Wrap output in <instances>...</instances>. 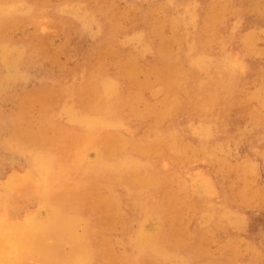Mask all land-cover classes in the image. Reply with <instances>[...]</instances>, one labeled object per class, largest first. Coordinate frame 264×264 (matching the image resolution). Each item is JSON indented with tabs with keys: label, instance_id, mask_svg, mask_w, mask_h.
<instances>
[{
	"label": "rangeland",
	"instance_id": "obj_1",
	"mask_svg": "<svg viewBox=\"0 0 264 264\" xmlns=\"http://www.w3.org/2000/svg\"><path fill=\"white\" fill-rule=\"evenodd\" d=\"M0 140V264H264V0H0Z\"/></svg>",
	"mask_w": 264,
	"mask_h": 264
},
{
	"label": "bare ground",
	"instance_id": "obj_2",
	"mask_svg": "<svg viewBox=\"0 0 264 264\" xmlns=\"http://www.w3.org/2000/svg\"><path fill=\"white\" fill-rule=\"evenodd\" d=\"M152 2V1H151ZM98 24V23H97ZM144 42V41H143ZM149 46V45H148ZM19 81V80H18ZM22 82V81H21ZM75 86V85H74ZM81 88V87H80ZM66 89V88H65ZM56 92V89H54V87L53 88H51V89H47V90H44L41 94H43V95H45V94H54ZM86 91H84V89H83V91L81 92L82 94H84ZM68 93V92H67ZM66 93V94H67ZM71 95V94H70ZM73 95V94H72ZM47 96V95H46ZM73 97V96H72ZM67 99V98H66ZM71 99V98H70ZM73 101V100H72ZM74 102V101H73ZM65 103H67V102H65ZM72 103V102H71ZM26 109V108H25ZM77 111V110H76ZM78 112V111H77ZM26 112H25V110H23L22 111V113L18 116V118H16L15 119V125H25V123H23L24 122V116L26 115L25 114ZM60 114V113H59ZM78 114V113H77ZM80 114V113H79ZM83 114H86V113H83ZM82 114V115H83ZM106 115V114H105ZM107 119V118H106ZM111 120V119H110ZM110 120H108V121H110ZM4 122V121H3ZM5 123V122H4ZM28 126V125H27ZM3 129V128H2ZM20 129V132L17 134V136L19 137V138H21V139H24L25 138V135H27V133L29 132V127H26V128H23V127H21V128H19ZM4 130V129H3ZM22 130V131H21ZM25 133H24V132ZM10 136H11V134H10ZM6 137V136H5ZM8 137V136H7ZM6 137V138H7ZM27 138V137H26ZM2 139H3V137H2ZM11 139V138H10ZM20 139V140H21ZM5 140V139H4ZM16 140V139H15ZM1 141V140H0ZM8 141V140H7ZM17 141V140H16ZM15 141V142H16ZM5 142V141H4ZM9 142V141H8ZM10 142H12V141H10ZM14 142V141H13ZM7 143V142H6ZM78 143V142H77ZM82 143H83V141H82ZM1 144V143H0ZM8 144V143H7ZM26 145V144H25ZM64 145V144H63ZM22 146H24V145H22ZM22 146H20V147H22ZM12 147H10V149H11ZM23 148V147H22ZM25 148H27L28 149V147H25ZM10 149H8V150H10ZM31 149V148H30ZM12 150V149H11ZM15 151H17V149L15 150ZM22 152V151H21ZM80 154V153H79ZM1 155H2V153H1ZM6 156V155H5ZM4 156V157H5ZM9 156V155H8ZM12 156H14V155H12ZM11 157V156H10ZM1 158V157H0ZM6 158V157H5ZM21 158V157H20ZM2 159V158H1ZM4 159V158H3ZM11 160V159H10ZM103 160H105V159H103ZM1 161V160H0ZM21 161V160H20ZM25 161H27V160H25ZM7 162V161H6ZM11 162V161H10ZM9 162V163H10ZM24 161H22V163H23ZM109 162H111V161H109ZM19 163V162H18ZM26 163V162H25ZM8 164V163H7ZM14 164V163H13ZM28 164V163H27ZM5 165V164H4ZM10 165V164H9ZM20 165H21V163H20ZM20 165H18V166H20ZM73 165V164H72ZM2 166H3V164H2ZM64 166V165H63ZM63 166H62V168H63ZM96 166V165H95ZM130 167V166H129ZM4 168V167H3ZM14 168V167H13ZM67 168V167H66ZM126 168V167H125ZM6 169H8V168H6ZM22 169V168H21ZM11 170H15V169H11ZM26 170V169H25ZM107 170V169H106ZM11 172H13V171H11ZM10 172V173H11ZM119 172V171H118ZM31 173V172H30ZM120 173V172H119ZM7 177V176H6ZM32 177V176H31ZM34 177V176H33ZM8 178V177H7ZM60 178V177H59ZM17 180V179H16ZM60 180V179H59ZM2 181V180H1ZM78 181V180H77ZM14 182V181H13ZM60 182H62V181H60ZM82 182V181H81ZM80 183V182H79ZM3 184H4V182H3ZM58 184V183H57ZM69 183H67V185H68ZM85 184H87V183H85ZM15 185V184H14ZM32 185V184H31ZM72 185H73V183H72ZM54 186H56V185H54ZM59 186V185H58ZM80 186H84V185H80ZM1 187H4V186H1ZM14 187V186H13ZM17 187V186H16ZM40 188V187H39ZM3 189V188H2ZM5 189V188H4ZM15 189V188H14ZM80 189V188H79ZM81 189H82V187H81ZM84 189V188H83ZM7 190V189H6ZM40 190V189H39ZM74 190V189H73ZM73 190H71V191H73ZM9 191H11V190H9ZM71 191H69V192H71ZM75 191V190H74ZM77 191H79V190H77ZM8 192V191H7ZM13 192V191H12ZM11 192V193H12ZM57 192V191H56ZM59 192H61V191H59ZM65 193L67 192V191H64ZM6 192H4V193H1L2 195H4ZM37 193H39V192H37ZM54 193V192H53ZM58 193V192H57ZM62 193H63V191H62ZM9 194V193H8ZM69 194V193H68ZM40 195V194H39ZM43 195V194H42ZM64 194H62V196H63ZM5 196V195H4ZM51 196V195H50ZM54 196V195H53ZM68 197V196H67ZM4 198V197H3ZM9 198V197H8ZM10 198H11V196H10ZM52 198V197H51ZM55 198H57V196L55 195ZM1 199V198H0ZM54 199V198H53ZM43 200V199H42ZM57 200H60V199H57ZM52 201V200H51ZM50 201V202H51ZM55 201V200H54ZM76 201H77V199H76ZM61 203V202H60ZM63 203H65V202H63ZM29 204V203H28ZM9 205H10V203H9ZM7 206V205H6ZM56 206V205H55ZM1 207V206H0ZM57 207V206H56ZM142 207V206H141ZM7 208H8V206H7ZM12 208V207H11ZM4 209V208H3ZM36 209V208H35ZM143 210V209H142ZM4 211V210H3ZM61 212V211H60ZM62 213V212H61ZM4 214H6V213H4ZM72 215V214H71ZM5 216V215H4ZM69 216V215H68ZM76 216V215H75ZM2 218H3V216H1ZM76 217H79V216H76ZM64 218V217H63ZM69 218V217H68ZM6 219V218H5ZM3 220V219H2ZM3 222V221H2ZM7 222V221H6ZM18 222V221H17ZM22 222H23V220H22ZM75 222V221H74ZM78 222H79V220H78ZM85 222V221H84ZM86 222H87V220H86ZM16 223V222H15ZM24 223H25V220H24ZM23 223V224H24ZM60 223V222H59ZM9 224V223H8ZM12 223H10V227L9 228H12V230L14 229L13 228V226H15L14 225V223H13V225H11ZM19 224H21L20 222H19ZM87 224V223H86ZM22 225V224H21ZM67 225V224H66ZM88 225V224H87ZM1 226V225H0ZM2 226H3V224H2ZM57 226V225H56ZM63 226V225H62ZM18 227H19V225H18ZM49 226H48V224L47 225H44V224H42L41 226H37V225H35V223H31L29 226H28V228H27V230H26V233H27V235H29V234H36V233H39V230H43V229H47ZM53 227V226H52ZM59 227H60V225H59ZM69 227V226H68ZM3 228H5V226L3 227ZM9 228H7V229H9ZM19 228H21V227H19ZM23 228V227H22ZM62 228V227H61ZM67 228V227H66ZM88 228V227H87ZM1 229V228H0ZM7 229H5V230H7ZM57 229V228H56ZM12 230H10V231H12ZM64 230V229H63ZM68 230H69V228H68ZM4 231V230H3ZM52 231V230H51ZM65 231V230H64ZM19 232V231H18ZM66 232H68L67 230H66ZM44 233V232H43ZM42 233V234H43ZM69 233V232H68ZM85 233V232H84ZM18 234H20V233H18ZM41 235V234H40ZM81 235V234H80ZM39 235L37 234L36 235V237H38ZM85 236H86V234H85ZM40 237V236H39ZM39 237H38V239H39ZM41 237H43V236H41ZM44 237H46V236H44ZM61 237V236H60ZM81 237V236H80ZM6 238H7V236H6ZM11 238V237H10ZM13 238V237H12ZM52 238V237H51ZM40 239H42V238H40ZM61 239H63V238H61ZM85 239V238H84ZM9 241H11L10 239H8ZM8 240H7V243H9L8 242ZM13 240V239H12ZM49 240V239H48ZM55 240V239H54ZM15 241V240H14ZM20 241V240H19ZM18 241V242H19ZM25 241V240H24ZM35 239H34V243H35ZM45 241V240H44ZM73 241H75V240H73ZM85 241V240H84ZM22 242L23 241H21V242H19L18 244L16 243V241H15V245L14 246H16V244H17V246H19L20 247V245L22 246ZM39 242V241H38ZM52 242V241H51ZM56 242H57V244H58V242L59 241H56L55 240V244H56ZM63 242V241H62ZM86 242V241H85ZM6 243V244H7ZM10 243V244H11ZM25 243H26V241H25ZM41 243H44V242H42L41 241ZM45 243H48V242H45ZM64 243H66V242H64ZM75 243H76V241H75ZM83 243V242H82ZM88 243V242H87ZM86 243V244H87ZM10 244H8V247H11V246H9ZM39 244V243H38ZM51 244V243H50ZM50 244H49V246H50ZM77 244V243H76ZM40 245H42V244H40ZM39 245V249H41L42 250V248H40L41 246ZM69 245V244H68ZM44 246H46V245H44ZM48 246V245H47ZM52 246V245H51ZM70 246H71V244H70ZM35 247V246H34ZM33 247V248H34ZM42 247H43V245H42ZM80 247H81V244H80ZM87 247V246H86ZM13 247H11V250L12 251H14L13 249H15V248H13ZM17 248V247H16ZM36 248H38V247H36ZM65 248V247H64ZM82 248H83V246H82ZM90 248H92V247H90ZM90 248H86V250L87 249H90ZM49 249H51V247L49 248ZM81 249V248H80ZM40 250V251H41ZM72 250V249H71ZM83 250V249H82ZM26 251V250H25ZM49 251V250H48ZM70 251V250H69ZM73 251V250H72ZM84 251H85V249H84ZM88 251H91V250H88ZM23 252V251H22ZM43 252V251H42ZM71 252V251H70ZM80 252V251H79ZM0 253H1V251H0ZM20 253V252H19ZM18 253V254H19ZM51 253V252H50ZM77 253H78V251H77ZM83 253V252H82ZM91 253V252H90ZM21 254V253H20ZM26 254V253H25ZM47 254V253H46ZM48 254H49V252H48ZM1 255V254H0ZM74 255H75V253H74ZM18 256V255H17ZM21 256V255H20ZM23 256V255H22ZM31 256V255H30ZM38 256V255H37ZM42 256V255H41ZM3 257V256H2ZM45 257V256H44ZM51 257V259H52V256H50ZM1 258V257H0ZM29 258V257H28ZM48 257H46V259H47ZM92 258V257H91ZM22 259V258H21ZM14 260V259H13ZM53 260V259H52ZM137 260V259H136ZM56 261V260H55ZM20 263V262H19ZM33 262H31V264H32ZM38 263V262H37ZM66 263V262H65ZM21 264V263H20ZM64 264V263H63ZM68 264V263H67Z\"/></svg>",
	"mask_w": 264,
	"mask_h": 264
}]
</instances>
